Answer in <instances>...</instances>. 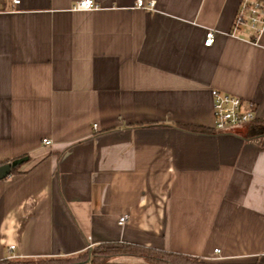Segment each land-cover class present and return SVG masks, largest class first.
Returning a JSON list of instances; mask_svg holds the SVG:
<instances>
[{"label": "crops", "instance_id": "obj_1", "mask_svg": "<svg viewBox=\"0 0 264 264\" xmlns=\"http://www.w3.org/2000/svg\"><path fill=\"white\" fill-rule=\"evenodd\" d=\"M76 2L0 0V165L27 157L0 179V260L264 264V138L216 131L212 102L264 118V28L232 33L241 0Z\"/></svg>", "mask_w": 264, "mask_h": 264}, {"label": "built area", "instance_id": "obj_2", "mask_svg": "<svg viewBox=\"0 0 264 264\" xmlns=\"http://www.w3.org/2000/svg\"><path fill=\"white\" fill-rule=\"evenodd\" d=\"M15 3L19 0H13ZM155 0L146 2L145 0H136V6L143 8H153ZM96 0H77L74 9H92L97 8ZM233 20V32L246 26L249 27L258 39L264 28V0H241ZM205 44L212 45L215 42V28L208 29L205 34ZM214 129L217 131L229 130L236 126L245 125L247 122L258 119L255 104L250 101H244L240 96L214 89L212 91ZM45 143H50L44 139ZM126 216H122L119 222H125ZM13 248L14 245H11ZM215 253L220 254V249L216 248Z\"/></svg>", "mask_w": 264, "mask_h": 264}, {"label": "trees", "instance_id": "obj_3", "mask_svg": "<svg viewBox=\"0 0 264 264\" xmlns=\"http://www.w3.org/2000/svg\"><path fill=\"white\" fill-rule=\"evenodd\" d=\"M245 136L248 137H263L264 138V118L255 119L253 121L247 122L243 125ZM194 130H202L203 127H191ZM18 166V165H17ZM17 166H14L16 170ZM120 254H134L142 256L150 264H214V263H204L199 258L191 256L173 255L164 251H157L150 248H143L134 244L127 243H107L99 244V246L94 247L91 251H85L83 254L78 256L60 257L55 256L54 258H23V259H2L0 264H75L89 262L90 264H104L108 259Z\"/></svg>", "mask_w": 264, "mask_h": 264}, {"label": "water", "instance_id": "obj_4", "mask_svg": "<svg viewBox=\"0 0 264 264\" xmlns=\"http://www.w3.org/2000/svg\"><path fill=\"white\" fill-rule=\"evenodd\" d=\"M26 158V156H22L20 158L5 162V164L0 165V179L5 178L7 175H9L13 169L12 167L20 164Z\"/></svg>", "mask_w": 264, "mask_h": 264}, {"label": "rangeland", "instance_id": "obj_5", "mask_svg": "<svg viewBox=\"0 0 264 264\" xmlns=\"http://www.w3.org/2000/svg\"><path fill=\"white\" fill-rule=\"evenodd\" d=\"M244 126H242V125H240V126H236V127H234L233 129H235V130H241V131H244V128H243ZM245 132V131H244Z\"/></svg>", "mask_w": 264, "mask_h": 264}]
</instances>
